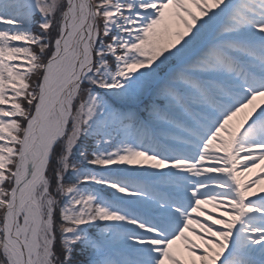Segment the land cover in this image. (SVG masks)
Instances as JSON below:
<instances>
[{
    "label": "snow or ice",
    "instance_id": "1",
    "mask_svg": "<svg viewBox=\"0 0 264 264\" xmlns=\"http://www.w3.org/2000/svg\"><path fill=\"white\" fill-rule=\"evenodd\" d=\"M0 264H264V0H0Z\"/></svg>",
    "mask_w": 264,
    "mask_h": 264
},
{
    "label": "bare ground",
    "instance_id": "2",
    "mask_svg": "<svg viewBox=\"0 0 264 264\" xmlns=\"http://www.w3.org/2000/svg\"><path fill=\"white\" fill-rule=\"evenodd\" d=\"M257 171H258V169H257Z\"/></svg>",
    "mask_w": 264,
    "mask_h": 264
}]
</instances>
